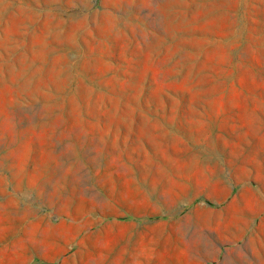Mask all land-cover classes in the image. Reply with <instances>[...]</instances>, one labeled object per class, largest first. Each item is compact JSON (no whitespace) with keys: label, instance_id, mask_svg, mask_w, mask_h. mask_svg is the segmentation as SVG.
Segmentation results:
<instances>
[{"label":"rangeland","instance_id":"rangeland-1","mask_svg":"<svg viewBox=\"0 0 264 264\" xmlns=\"http://www.w3.org/2000/svg\"><path fill=\"white\" fill-rule=\"evenodd\" d=\"M0 264H264V0H0Z\"/></svg>","mask_w":264,"mask_h":264}]
</instances>
